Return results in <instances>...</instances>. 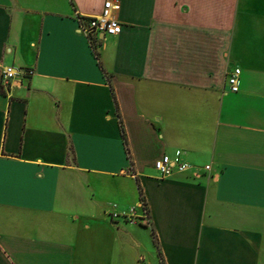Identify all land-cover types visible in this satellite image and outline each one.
Segmentation results:
<instances>
[{
    "label": "crops",
    "instance_id": "0c3cea01",
    "mask_svg": "<svg viewBox=\"0 0 264 264\" xmlns=\"http://www.w3.org/2000/svg\"><path fill=\"white\" fill-rule=\"evenodd\" d=\"M3 66L0 264H264V0H0Z\"/></svg>",
    "mask_w": 264,
    "mask_h": 264
},
{
    "label": "built area",
    "instance_id": "2783aa9c",
    "mask_svg": "<svg viewBox=\"0 0 264 264\" xmlns=\"http://www.w3.org/2000/svg\"><path fill=\"white\" fill-rule=\"evenodd\" d=\"M120 9L119 5L112 1L104 3L102 12L95 17H86L75 13L77 22V31L85 36L90 44L94 47L100 36H116L122 30V25L115 16V13ZM32 76L31 71L21 69L14 66H3L0 71V92L6 93L11 90L16 81ZM241 70L239 68L232 69L227 75V86L232 94L239 93L240 90ZM160 179H167L175 174H183L192 171L193 168L182 161V155L177 152L174 157L163 156L154 165ZM206 171L210 167L205 168ZM142 206V204H141ZM143 208V207H142ZM145 225L147 218L145 217Z\"/></svg>",
    "mask_w": 264,
    "mask_h": 264
},
{
    "label": "trees",
    "instance_id": "16d2710c",
    "mask_svg": "<svg viewBox=\"0 0 264 264\" xmlns=\"http://www.w3.org/2000/svg\"><path fill=\"white\" fill-rule=\"evenodd\" d=\"M139 194H140V202L142 204V207H143L144 210H146L147 209V204H146L143 192L140 189H139ZM153 237H154L155 245L158 248V241H157V238H156V235H155L154 231H153Z\"/></svg>",
    "mask_w": 264,
    "mask_h": 264
}]
</instances>
